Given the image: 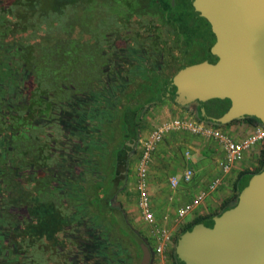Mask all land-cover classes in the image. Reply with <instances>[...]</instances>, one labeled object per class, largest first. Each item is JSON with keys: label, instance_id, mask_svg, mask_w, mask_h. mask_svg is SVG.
<instances>
[{"label": "trees", "instance_id": "obj_1", "mask_svg": "<svg viewBox=\"0 0 264 264\" xmlns=\"http://www.w3.org/2000/svg\"><path fill=\"white\" fill-rule=\"evenodd\" d=\"M212 32L193 0H0V264H140L151 252L113 199L146 103L165 99L164 77L200 61ZM263 166L189 224L176 264L189 232Z\"/></svg>", "mask_w": 264, "mask_h": 264}, {"label": "water", "instance_id": "obj_2", "mask_svg": "<svg viewBox=\"0 0 264 264\" xmlns=\"http://www.w3.org/2000/svg\"><path fill=\"white\" fill-rule=\"evenodd\" d=\"M193 3L216 36L210 48L215 61L185 64L164 77L161 97L182 106L198 103L207 119L220 123L249 114L264 125V0ZM185 239L179 264H264V166L233 207L198 223ZM150 261L145 249L140 264Z\"/></svg>", "mask_w": 264, "mask_h": 264}, {"label": "rangeland", "instance_id": "obj_3", "mask_svg": "<svg viewBox=\"0 0 264 264\" xmlns=\"http://www.w3.org/2000/svg\"><path fill=\"white\" fill-rule=\"evenodd\" d=\"M203 39L202 35L200 44L204 43ZM171 105L174 104L171 103L170 100H167V102L160 101L147 106L140 121V135L148 136L156 125L164 123L171 117L177 115ZM187 108V111L190 112V114L196 113L197 108L193 105L187 106ZM227 131L231 133L229 129H227ZM182 132L183 131H177L171 133L172 135L174 134V137H172L174 139L173 141L181 143L174 142L171 150L162 151L165 155L163 164L162 166H157L155 169V167H153L155 166V161H159L157 158V156H159L158 152L157 155H155L156 157H154V164L153 166L151 165L149 175V188L154 201L153 207L157 216V223L162 229H165L169 235L168 246L170 248L168 252L172 255H177L174 250L177 246V241L184 235V232L190 223L203 215L217 214L225 203H232L237 199L238 189L235 187V182L241 171L245 168L260 169L264 163V145H262L260 150L251 149L243 160L227 170L219 165V159L223 155V152L221 146L215 140L200 135H194L189 132ZM175 133H180V135ZM235 136L237 137V135ZM163 144L164 143H162V146L165 145ZM201 147H205V149H208L210 153H205V150H202ZM141 148L142 144L138 141L137 147L129 159L125 185L114 197L113 204L116 207H121L133 227H135L139 231L140 235L150 244L151 239H153L150 236L151 227L146 223L139 207V191L137 188V168L141 157ZM186 149H191L193 152V154L191 153L192 158L189 162L186 160V156L184 155ZM193 159L194 161L192 162ZM191 163L196 170L195 177L189 185L184 184L183 186H180V188L177 189L174 198H172V195H174L173 190L175 189L172 187L170 181H167V190L160 193L157 189L153 194L152 188L153 186L155 187L157 177L166 178L167 176L168 178L170 174H178L185 170L187 165ZM155 171L161 172L162 175L157 176ZM214 181H217V186L214 189H210V185ZM182 187H187L188 189ZM205 191V196L200 199V195H202ZM198 198L200 201L198 204L196 203V206L203 204L206 199H208L211 203H216L218 206L216 208L211 207L212 209L208 208L206 212H202L199 209L194 213L200 214L193 220L188 221V219H190L188 217H191L193 214L189 212L193 209L188 212L189 214L184 216L180 215V210L188 203H195V200ZM168 205H170L169 208ZM196 206H194V209ZM169 212H172V216H170ZM150 264L157 263L151 260Z\"/></svg>", "mask_w": 264, "mask_h": 264}, {"label": "built area", "instance_id": "obj_4", "mask_svg": "<svg viewBox=\"0 0 264 264\" xmlns=\"http://www.w3.org/2000/svg\"><path fill=\"white\" fill-rule=\"evenodd\" d=\"M185 131L194 135H200L215 140L222 148L223 155L219 159V165L229 170L236 163L244 159L251 148L259 142L264 141V125L258 124L249 134L243 137H236L222 125L201 119L195 114L189 116L176 117L164 123L156 125L148 136H141L139 142L142 144L141 157L138 165L139 207L142 211L146 223L151 227V252L152 261L157 264H176V256L168 252L169 235L157 223V216L153 207V200L149 188L150 168L153 157L162 140L172 132ZM186 156L191 154L186 151ZM195 177V169L189 164L182 173L173 175L170 183L176 189L181 182L191 183ZM218 181V180H217ZM217 181L210 185V189L217 186ZM206 191L200 195L203 198ZM200 199L195 203H188L180 210V215L184 216L191 211ZM179 264V263H178Z\"/></svg>", "mask_w": 264, "mask_h": 264}, {"label": "crops", "instance_id": "obj_5", "mask_svg": "<svg viewBox=\"0 0 264 264\" xmlns=\"http://www.w3.org/2000/svg\"><path fill=\"white\" fill-rule=\"evenodd\" d=\"M167 100H170V99H164V100H162L161 102H163V101H166L167 102ZM171 101V103H173L174 105H171L173 108H174V110L176 111V113H177V115H175L174 117H171L169 120H171V119H173V118H176V117H186V116H189L190 115V112H188L187 111V106H182V105H179L178 103H175L174 101H172V100H170ZM196 115L198 116V113H197V111H196ZM199 117V116H198ZM222 126L224 127V128H226V129H229L230 131H231V133L232 134H234V135H237V137H243V136H246L247 134H249V133H251L256 127H257V123H255V122H250L248 119H246L245 118V116H240V117H237L235 120H231V121H229V122H227V123H222ZM185 131H183L182 133H184ZM141 133V132H140ZM151 133V132H150ZM173 133V132H172ZM175 134H178V135H180V133H175ZM141 136H144V135H140V137ZM172 137H174V134L172 135V134H169V135H167L163 140H162V142L160 143V145H159V147H158V149H157V151L155 152V154H154V157H156L155 155H157V153L159 152V156H157V158L159 159V161L158 162H156L155 161V166H153V164H154V157H153V163H152V166L153 167H155V169L157 168V166H162V164H163V160H164V154L162 153V151L164 152L165 150H171L172 149V147H173V145H174V142H176V143H181V142H178V141H173L174 139L172 138ZM162 143H164L163 145L164 146H162ZM169 143H171V144H169ZM182 145V144H181ZM262 145H263V142H259L257 145H255V146H253L251 149L252 150H260L261 149V147H262ZM202 148V147H201ZM201 150V149H200ZM202 150H205L204 152L205 153H210L209 151H208V149H205V147L204 148H202ZM186 151H189L190 152V154L192 153L193 154V152L191 151V149H186ZM186 152H184V155L186 156V154H185ZM183 155V156H184ZM186 158V160H188V162H189V160L192 158V155H190L189 157H185ZM194 158V157H193ZM191 161V160H190ZM194 161V159L192 160V162ZM191 165L193 166V164L191 163ZM150 170H151V168H150ZM156 172V174H157V176H159V175H162V173L161 172H159V171H155ZM183 172V171H182ZM182 172H180V173H182ZM175 174H177V173H175ZM175 174H173V175H175ZM179 174V173H178ZM195 174H196V170H195ZM173 175H169V177L167 178V176H166V178H164V177H157V180H156V183H155V187L153 186V188H152V190H153V194H154V192H155V190H159V192L161 193V192H164L165 190H167V188L168 187H166V185H167V181L169 182L170 181V178L173 176ZM154 177V176H153ZM192 183V182H191ZM189 185V183H185V182H181L180 183V185L178 186V188H176L175 190H173V194L174 195H172V198H174V196H175V193L177 192V189H179L180 188V186H183V185ZM182 188H187V187H182ZM188 189V188H187ZM199 191V190H198ZM152 194V193H151ZM153 200V199H152ZM153 204H154V201H153ZM154 206V205H153ZM196 206V205H195ZM218 205L216 204V203H211L208 199H206L204 202H203V204H200V205H198V206H196L195 207V209L193 208V210L191 211V212H189V213H193L192 215H191V217H188V218H190V219H188V221L189 220H193L194 218H196V216H198L199 214L198 213H194V212H196L197 210H201L202 212H206L207 211V209L208 208H216ZM170 207V205H168V208ZM211 208V209H212ZM210 209V210H211ZM171 211V210H170ZM200 212V211H199ZM189 213H187V214H189ZM169 214H170V216H172L171 214H172V212H169ZM178 242V241H177ZM175 249H177V246H176V248ZM174 249V250H175Z\"/></svg>", "mask_w": 264, "mask_h": 264}, {"label": "flooded vegetation", "instance_id": "obj_6", "mask_svg": "<svg viewBox=\"0 0 264 264\" xmlns=\"http://www.w3.org/2000/svg\"><path fill=\"white\" fill-rule=\"evenodd\" d=\"M198 16H201V17H205V16H202V15H198ZM209 35L211 36V37H214V39H215V34L213 35V32H212V34L211 33H209ZM215 41V40H214ZM201 43V40L199 41V43L197 44L199 47H197L196 49H195V52H196V57H200L201 59H200V61H202V60H207V61H209V62H214L215 61V58H216V55L215 54H213L212 52H211V50H210V48H211V46L212 45H210V47H209V51L208 52H204V51H202L201 49H200V46H202V44H200ZM214 43V42H213ZM197 53L199 54V56H197ZM197 103H193V104H190V106L191 105H196ZM195 107V106H194ZM137 147V146H136ZM136 149V148H135ZM135 151V150H134ZM134 153V152H133ZM234 202V201H233ZM121 208V207H120Z\"/></svg>", "mask_w": 264, "mask_h": 264}]
</instances>
